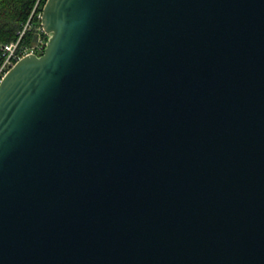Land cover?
I'll return each instance as SVG.
<instances>
[{
	"label": "water",
	"instance_id": "obj_1",
	"mask_svg": "<svg viewBox=\"0 0 264 264\" xmlns=\"http://www.w3.org/2000/svg\"><path fill=\"white\" fill-rule=\"evenodd\" d=\"M0 84V264H264V0H46Z\"/></svg>",
	"mask_w": 264,
	"mask_h": 264
},
{
	"label": "trees",
	"instance_id": "obj_2",
	"mask_svg": "<svg viewBox=\"0 0 264 264\" xmlns=\"http://www.w3.org/2000/svg\"><path fill=\"white\" fill-rule=\"evenodd\" d=\"M37 1L0 0V49L2 45L14 41L28 21L29 29L25 32L22 42L29 44L36 39V28L40 26L38 16H41L46 0H39L38 3ZM45 38L47 40L46 36Z\"/></svg>",
	"mask_w": 264,
	"mask_h": 264
},
{
	"label": "built area",
	"instance_id": "obj_3",
	"mask_svg": "<svg viewBox=\"0 0 264 264\" xmlns=\"http://www.w3.org/2000/svg\"><path fill=\"white\" fill-rule=\"evenodd\" d=\"M40 17L41 16H38L39 19ZM28 22L14 41L2 45L0 49V84L4 77L11 71V69L15 66L17 62L29 56L40 57L44 53L47 44L45 36L47 37V35L44 33L41 24L38 28H36L37 36L33 42L29 44H25L24 42H22L25 32L29 29Z\"/></svg>",
	"mask_w": 264,
	"mask_h": 264
}]
</instances>
